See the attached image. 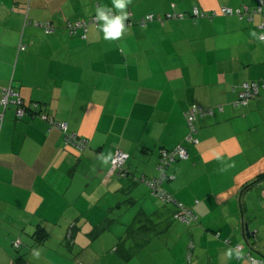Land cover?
Segmentation results:
<instances>
[{
  "label": "crops",
  "instance_id": "0c3cea01",
  "mask_svg": "<svg viewBox=\"0 0 264 264\" xmlns=\"http://www.w3.org/2000/svg\"><path fill=\"white\" fill-rule=\"evenodd\" d=\"M257 6L0 0V91L14 88L26 109L18 119L15 106H0V264H131L118 244L127 251L139 214L145 231L162 236L155 247L177 256L169 264L264 263V89L235 105L244 84L264 83V7L251 22L190 15ZM107 11L155 19L111 24L108 34L92 24L85 38L69 33V23ZM169 13L184 17L164 19ZM194 107L212 113L196 120L197 144L187 141ZM43 115L67 123L88 147L67 146ZM179 146L188 156L168 166L162 189L197 222L176 220L175 203L147 185L162 177L161 153ZM118 151L128 157L123 176L111 172Z\"/></svg>",
  "mask_w": 264,
  "mask_h": 264
},
{
  "label": "built area",
  "instance_id": "2783aa9c",
  "mask_svg": "<svg viewBox=\"0 0 264 264\" xmlns=\"http://www.w3.org/2000/svg\"><path fill=\"white\" fill-rule=\"evenodd\" d=\"M264 7V0H258V6L252 12L248 9V7L234 9V8H221L219 11H214L212 13H206L200 11L199 9H194L190 14L193 18H209L214 19L218 16H237L240 19H247L248 21H253V15L255 13H262ZM184 14H167L164 19H177L183 18ZM155 17L152 14L146 15L139 22L134 21L131 18V15H122L120 13L114 11H107L101 13L99 16H96L89 21H77L68 24L69 33L72 36L78 35L80 31L83 32V37H86L88 32V28L90 25H96L101 28V30L108 34L110 31V25L113 24L118 27H131L133 25H139L141 27L147 26L150 22L154 21ZM161 20V17L157 18ZM163 20V19H162ZM36 24V23H35ZM38 25V24H36ZM44 29H46L47 33L50 34L54 31V28L51 24L46 23L41 25ZM261 28L264 29V24L261 25ZM261 40H264V35L261 36ZM20 50H25L23 46L20 47ZM264 89V83H246L244 84L242 90L238 93V99L235 103L236 106H245L248 102L255 98L259 91ZM10 105L16 107V115L18 119H22L26 114V109L23 105V102L18 94V92L12 88L8 87L0 91V106L6 108ZM212 114L209 111H204L200 107H194L190 109L186 113V120L189 126V135L187 137V141L189 143L197 144L199 142L198 139V129L196 126V120L199 116L204 117ZM43 118L49 120L51 127H56L60 129L64 133V143L67 146H71L75 149L83 151L88 147V140L83 137L78 136L74 133L68 132V124L67 123H57L52 119H49L46 115H43ZM188 153L187 150L183 146H179L178 148L171 151H163L160 155L159 162V170L165 171L168 166L176 161L187 158ZM127 155L118 151L114 158L111 161V172H116L120 176L124 175L123 168L127 160ZM161 180H148L147 185L150 187L152 191V195L156 198L160 199L165 203H175L178 208V212L175 214V218L185 223L197 222V216L192 212V210L184 207L181 203H178L172 196L167 194L166 192L160 191L157 187L160 185ZM16 247H19V243H16ZM239 249V246L237 247ZM251 264H264L263 261L255 259L253 257L249 258Z\"/></svg>",
  "mask_w": 264,
  "mask_h": 264
},
{
  "label": "rangeland",
  "instance_id": "374dc122",
  "mask_svg": "<svg viewBox=\"0 0 264 264\" xmlns=\"http://www.w3.org/2000/svg\"><path fill=\"white\" fill-rule=\"evenodd\" d=\"M141 222H142L141 225L143 226L144 224H146L147 221H144V219H142ZM151 222H152V219H151ZM135 230L136 231L134 232L132 240L125 241L126 250L129 251L131 249L132 251L131 254L133 255V259H132L131 264H169L171 262L170 255H174V254H171L169 251H167L168 247L166 250L164 249L166 247H155V245H157L156 243L160 241L157 239L162 238V236L155 235V234L153 235L152 234L153 232L150 233V232L144 231V229L143 230L135 229ZM127 237H128V234L126 236V239ZM140 242H143L142 247H137L138 243ZM174 256L177 258L176 255ZM175 257L172 256L173 259H175Z\"/></svg>",
  "mask_w": 264,
  "mask_h": 264
},
{
  "label": "trees",
  "instance_id": "16d2710c",
  "mask_svg": "<svg viewBox=\"0 0 264 264\" xmlns=\"http://www.w3.org/2000/svg\"><path fill=\"white\" fill-rule=\"evenodd\" d=\"M167 170V169H166ZM160 171L162 174H161V178H159V179H157V180H161L160 182V185H158V189L160 190V191H162V192H166L167 194H169L170 196H172L173 197V195L171 194V193H169V192H167L166 190H163L162 189V184L164 183L163 182V178L164 177H166L167 176V171ZM152 180H154V179H152ZM174 198V197H173ZM175 199V198H174ZM176 200V199H175ZM177 201V200H176ZM178 202V201H177ZM170 203V202H169ZM179 203V202H178ZM174 204V203H173ZM185 207V206H184ZM189 209V208H188ZM177 212H178V208H177ZM176 212V213H177ZM175 213V214H176ZM144 215L143 214H139L137 217H136V219L133 221V223H132V225L128 228V231H127V234H128V237H127V239H130V238H132L133 237V235H134V232L136 231L135 229H137V230H139V229H144V231H145V229H146V227L145 226H142L141 224H142V222H141V220L142 219H144L145 218V220L147 219V217H143ZM174 217H175V215H174ZM176 219V218H175ZM144 220V221H145ZM177 220V219H176ZM147 221H148V219H147ZM149 221H151V220H149ZM137 227H139V228H137ZM99 230H101V229H98V231ZM96 234H98V233H96ZM124 241L122 242V243H119L118 244V248H120L121 249V253L120 254H122V257L124 258V259H126V260H128L129 258H131V256H132V254H131V251H125V247H124Z\"/></svg>",
  "mask_w": 264,
  "mask_h": 264
},
{
  "label": "water",
  "instance_id": "95a60500",
  "mask_svg": "<svg viewBox=\"0 0 264 264\" xmlns=\"http://www.w3.org/2000/svg\"><path fill=\"white\" fill-rule=\"evenodd\" d=\"M243 228H244V233L246 234V236H247L248 239L254 238L255 234L250 231V229H249V227H248L247 224L244 225Z\"/></svg>",
  "mask_w": 264,
  "mask_h": 264
}]
</instances>
